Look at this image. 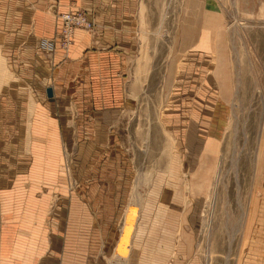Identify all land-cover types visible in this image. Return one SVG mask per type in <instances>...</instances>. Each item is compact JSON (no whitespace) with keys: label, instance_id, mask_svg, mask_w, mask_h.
<instances>
[{"label":"rangeland","instance_id":"1","mask_svg":"<svg viewBox=\"0 0 264 264\" xmlns=\"http://www.w3.org/2000/svg\"><path fill=\"white\" fill-rule=\"evenodd\" d=\"M62 3L0 0V164L10 175L15 149L13 232L36 233V246L47 240L37 264L56 257L70 232L85 238L73 236L65 258L48 264H264V0ZM105 11L129 13L131 44L113 50L130 61L126 109L79 110L55 95L54 77L45 88L16 74L7 39L19 22L33 36L35 14L53 18L37 49L55 70L78 32L99 45L92 12ZM74 12L93 27L66 48L60 19ZM41 110L55 125L35 123ZM29 186L34 209L25 206ZM33 213L36 226L22 225ZM31 248H20V264Z\"/></svg>","mask_w":264,"mask_h":264},{"label":"crops","instance_id":"2","mask_svg":"<svg viewBox=\"0 0 264 264\" xmlns=\"http://www.w3.org/2000/svg\"><path fill=\"white\" fill-rule=\"evenodd\" d=\"M70 1L73 3L72 6L76 7L79 4L85 6H92L93 4L95 6L101 5L103 0H62V4L67 5ZM22 14L26 16V14L31 13L23 12ZM128 14L124 11L92 12L98 24L100 34L98 39L99 45L95 46L96 43L90 35L78 32L74 45L68 53V59L64 60L62 56L56 57L57 68L55 70L51 69L53 66L51 67L48 61L39 57L40 53L37 49L39 39L49 36L47 34H50L54 29L53 18L44 12L35 14L34 18L37 21L33 36L24 27L23 22H19L17 24L20 28L19 31L12 33L11 37L7 39L11 41L8 45L10 44V51L13 52L12 59L16 67V74L39 84L42 83L45 88L50 86L54 77L57 83L56 86L58 87L57 92V87L54 86L55 95L64 99L69 95L75 99L76 107L79 110L86 107L87 110L95 109L111 115L126 109L128 97L123 90V74L129 66L130 61L123 46L126 41H129L128 45L130 46L131 40L129 38L132 33V29L125 19V16ZM121 42H124L122 46ZM116 45H119L120 49L125 50V56L119 57L116 55L113 51L116 49L114 47ZM98 48L110 50L101 52L97 51ZM85 101L87 104L84 106ZM35 114V123L37 125H55L52 122L53 119L51 120L48 117L46 110L36 111ZM14 150L10 149V157H6V162L12 163L10 175H5L3 165L0 164V264H20V254H22L20 248L25 247L30 249V245L32 248L31 251L27 252L29 262L26 264H37L39 263V259L45 257L47 240L43 239L45 241L43 246H36V241H38L36 233H30V230L26 234L13 232L14 227L18 228L19 221H21V218L18 216L19 172L13 169L15 166L14 162L18 161V156L14 154ZM3 151V142L0 140L1 161H3ZM34 192L35 189L33 190L32 186H29L25 202V206L28 205L27 209L33 206L32 202L29 203L28 200H30L29 195ZM29 218H25L27 219L26 223L25 219H23L22 225L36 226L34 213ZM78 220L77 218H72L66 225L74 226ZM77 224L85 225L83 221H79ZM38 236L42 238V236ZM73 236L77 237L76 239L85 238L82 233L73 235L70 232L65 236L61 235L59 245L57 246L59 250H56L55 253L57 256L55 257V255L51 254V257L41 261L40 264L52 262L53 257L65 258V255L61 254L62 249L66 245L69 246V242L74 238ZM118 246L116 249H118ZM155 256L158 257L157 255Z\"/></svg>","mask_w":264,"mask_h":264},{"label":"built area","instance_id":"3","mask_svg":"<svg viewBox=\"0 0 264 264\" xmlns=\"http://www.w3.org/2000/svg\"><path fill=\"white\" fill-rule=\"evenodd\" d=\"M60 21L59 42L66 48L71 45L77 30H90L93 27V23L82 13L64 14Z\"/></svg>","mask_w":264,"mask_h":264},{"label":"water","instance_id":"4","mask_svg":"<svg viewBox=\"0 0 264 264\" xmlns=\"http://www.w3.org/2000/svg\"><path fill=\"white\" fill-rule=\"evenodd\" d=\"M47 93H48V96L50 98L53 97V90H52V88H49L48 91H47Z\"/></svg>","mask_w":264,"mask_h":264},{"label":"bare ground","instance_id":"5","mask_svg":"<svg viewBox=\"0 0 264 264\" xmlns=\"http://www.w3.org/2000/svg\"><path fill=\"white\" fill-rule=\"evenodd\" d=\"M139 199V198H138ZM135 202V201H134ZM125 233V231H124ZM126 234V233H125ZM125 234L123 236H125ZM126 238V237H125ZM123 247H124V244H123ZM122 254H120L119 256H124V253H125V250L123 252H121Z\"/></svg>","mask_w":264,"mask_h":264}]
</instances>
